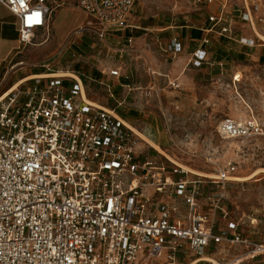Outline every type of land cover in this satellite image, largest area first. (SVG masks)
Segmentation results:
<instances>
[{"label":"built area","instance_id":"built-area-1","mask_svg":"<svg viewBox=\"0 0 264 264\" xmlns=\"http://www.w3.org/2000/svg\"><path fill=\"white\" fill-rule=\"evenodd\" d=\"M136 2L77 0L108 54L133 52L113 50L107 36L123 33L132 47ZM0 4L17 18L21 43L32 45L66 0ZM226 10L209 16L212 27L193 53V66L208 63L210 34L232 39ZM241 20L254 28L249 9ZM239 43L256 46L244 37ZM169 50L179 55L184 45L174 41ZM108 74L131 77L120 65ZM170 85L180 89L176 81ZM15 87L0 96V264H153L164 255L174 264L183 248L196 263L244 264L207 257L212 244L248 243L237 224L217 229V212L228 216L222 203L226 185L236 178L235 163L205 180L174 162L169 169L144 158L142 141L121 114L88 99L80 73L35 76ZM217 133L230 143L255 140L264 137V121L253 114L225 117ZM207 183L220 192L206 195ZM249 244L248 256L264 253L263 245Z\"/></svg>","mask_w":264,"mask_h":264},{"label":"rangeland","instance_id":"rangeland-1","mask_svg":"<svg viewBox=\"0 0 264 264\" xmlns=\"http://www.w3.org/2000/svg\"><path fill=\"white\" fill-rule=\"evenodd\" d=\"M211 9L217 10L218 4ZM247 9L259 31L247 23L240 34L249 33L248 38L255 39L256 45L264 49L260 37L264 36V0H230L227 16L241 17ZM61 10L73 11L75 22L60 29L50 25L37 32L32 45L39 47L27 51L26 61H37L50 69L46 73L43 69L42 75L80 73L88 99L116 109L145 140L163 151L159 152L138 136L143 140L144 158L171 169L169 156L191 170L211 176L202 177L205 180L215 177L230 162L236 165L235 177H248L264 169V137L230 143L217 133V126L225 117L245 118L253 114L264 121V59L260 67H255L249 63L251 57L242 54L250 47L239 43V35L234 33L231 39L212 33L208 36V63L199 68L188 64V53L198 48L202 39L183 40L186 33L206 23L209 16L206 5L195 4V0H137L130 17V23L138 27L132 33L135 39L132 47L120 38L121 33L111 32L107 36L113 50L132 48L131 55L121 61L116 53L108 54L106 45L88 24L90 18L83 12L82 17L77 14L81 11L77 0H66L65 7L55 11L52 19ZM71 11L62 13L58 21L65 15L72 19ZM179 36L184 39L180 40ZM174 41L185 43L187 51L173 55L169 46ZM117 65L130 73V80L108 74ZM173 81L179 83L180 89L172 88ZM261 171L249 181L228 183L222 203L228 216L219 212L216 215L217 229L237 224V233L248 243L225 242L216 249L215 258L209 254L208 258L264 264V253L248 256L253 252L249 243L264 246V172ZM205 186L206 195L220 192L215 185ZM205 210L210 212V208ZM174 264L206 263H196L193 253L183 248Z\"/></svg>","mask_w":264,"mask_h":264},{"label":"crops","instance_id":"crops-1","mask_svg":"<svg viewBox=\"0 0 264 264\" xmlns=\"http://www.w3.org/2000/svg\"><path fill=\"white\" fill-rule=\"evenodd\" d=\"M195 4L206 5L209 10L208 15L211 16L213 14L221 13V8H223L224 6H226V9H228L230 0H215V2L211 5H208L202 2L199 3L197 0H195ZM215 4H218V9L212 10L211 6ZM66 11H71V10H61L59 14L55 16L54 19H51L52 22L50 21V25H52L53 29L69 27L75 22L76 18H75V13L73 11H71L74 14V17L72 19H67L65 15L64 19L61 22L58 21L59 16L62 13L65 14ZM82 12L83 11L81 10L77 14L82 17L85 14L84 12H83L84 14ZM227 12L228 11L226 10V13ZM209 16L207 18L206 23L203 25V27L198 28V31H200L202 34V39L206 35L205 31L212 27L211 23L209 22ZM226 19L228 23L231 24L232 30L234 31L235 34L239 35L240 37H244V36H246L247 38L250 37L249 33L240 34V32L244 29L243 26L247 24L241 20L240 16H236V15L227 16L226 14ZM183 27H186V29H188L187 28L188 26H183ZM254 29L256 31H259L257 29L256 23L254 25ZM192 31L190 32V34L186 33L185 40H183L184 39L183 37L179 36L181 38L180 40H183V41L201 40V39L193 38ZM120 35H121L120 38H123V40L126 42V40L124 39V34L121 33ZM182 44L184 45L183 53H185L187 51V45L185 43H182ZM108 46L111 47L109 44ZM37 47L33 45H30V46L24 45L21 43L19 28L17 24V18L4 5L0 4V96L4 94L5 92H7L8 90H10L11 88L18 86L22 82H28L32 80L35 76H40L44 74L43 73L44 71L46 73L50 70L48 68L43 67V65H39L40 63L37 61H33L31 63H28V61H26L27 51L29 49H36ZM198 48H201V45ZM198 48H195L194 51H192L191 53H188V56L190 57V59L188 58V64L191 63L193 53L196 50H198ZM121 50H126V48H122ZM242 54L251 57L249 59V63L251 65H254L255 67H258V66L260 67L262 65V60L264 59V49L260 47V45H256L253 48H247L244 52H242ZM117 56L119 57L121 61V59L125 57L128 58V56L130 55L126 53H122L121 55L117 54ZM184 59L185 58H183L182 61H184ZM43 69L45 70L43 71ZM221 246L222 245L212 244L209 249V255L215 258L216 249L219 250V247ZM212 248L215 249V252L213 250V253H210L211 252L210 250ZM167 260H168L167 257L164 255L161 258L154 261L153 264H162V262L164 263Z\"/></svg>","mask_w":264,"mask_h":264},{"label":"bare ground","instance_id":"bare-ground-1","mask_svg":"<svg viewBox=\"0 0 264 264\" xmlns=\"http://www.w3.org/2000/svg\"><path fill=\"white\" fill-rule=\"evenodd\" d=\"M260 37H261V39L264 41V36L260 35ZM43 76H47V75H43ZM16 87H17V86H16ZM16 87H15V88H16ZM127 124H128V123H127ZM128 125H130V124H128ZM130 127L132 128L131 125H130ZM132 129H133V128H132ZM133 130H134V129H133ZM134 131H135V133L137 134V136H139L140 138H142L144 141L148 142L153 148L157 149L159 152L163 153V151H162V150H161L156 144H154V143H152V142H149V141L145 140V137H144L143 134L139 133V132L136 131V130H134ZM166 156H167V155H166ZM167 158H169V159H170L172 162H174L175 164L181 166V167H182L184 170H186L187 172H191V173H193L194 175H198V176H201V177H211V176L206 175V174H204V173H200V172H197V171L191 170L190 168H188V167H186V166H184V165H182V164H179L178 162H176L173 158H171V157H169V156H167ZM260 171H261V170H260ZM260 171H257V172L253 173L252 175H250V176H248V177H236V178L233 179V180L238 181V182L249 181V180L255 178V177L259 174ZM261 172H264V169H263Z\"/></svg>","mask_w":264,"mask_h":264},{"label":"trees","instance_id":"trees-1","mask_svg":"<svg viewBox=\"0 0 264 264\" xmlns=\"http://www.w3.org/2000/svg\"><path fill=\"white\" fill-rule=\"evenodd\" d=\"M192 36H193V38H196V39H202V34H201V32L200 31H198V30H193L192 31ZM124 119L126 118V116H124V115H121Z\"/></svg>","mask_w":264,"mask_h":264},{"label":"snow or ice","instance_id":"snow-or-ice-1","mask_svg":"<svg viewBox=\"0 0 264 264\" xmlns=\"http://www.w3.org/2000/svg\"><path fill=\"white\" fill-rule=\"evenodd\" d=\"M38 15V14H37Z\"/></svg>","mask_w":264,"mask_h":264}]
</instances>
